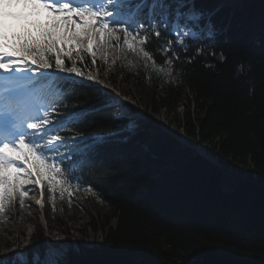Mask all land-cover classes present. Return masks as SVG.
Returning <instances> with one entry per match:
<instances>
[{
    "label": "trees",
    "instance_id": "16d2710c",
    "mask_svg": "<svg viewBox=\"0 0 264 264\" xmlns=\"http://www.w3.org/2000/svg\"><path fill=\"white\" fill-rule=\"evenodd\" d=\"M176 3L165 0L170 10ZM184 3L182 11L205 14L201 26L211 13L216 35L186 41L187 51L174 43L176 60L162 50L167 39L174 40L163 27L159 40L141 30L153 56L147 61L158 71L150 86H144L150 69L130 68L123 59L111 65L95 57L93 63L91 55L75 59L83 73L76 79L83 83L74 85L67 99L43 85L50 120L90 110L75 127L61 130L67 144L61 142L57 155L68 157L65 163L73 165L69 172L78 179L75 186L104 210L92 211L89 221L91 229L103 233L101 241L91 248L77 244L76 249L68 240L58 264H264V0ZM170 58L172 64H167ZM99 80L117 90L122 82L146 88L154 113L174 112L182 105L175 135L189 145L148 122L126 131L128 120L118 117L119 106L111 104L113 97ZM158 86L163 97L157 96ZM81 135L107 142L91 160L81 157L74 163L73 138ZM190 146L202 147L217 163ZM230 173L243 181L231 183ZM38 248L45 247L37 233L29 250ZM31 259L29 253L25 262L13 264H34Z\"/></svg>",
    "mask_w": 264,
    "mask_h": 264
},
{
    "label": "snow or ice",
    "instance_id": "6c2138e0",
    "mask_svg": "<svg viewBox=\"0 0 264 264\" xmlns=\"http://www.w3.org/2000/svg\"><path fill=\"white\" fill-rule=\"evenodd\" d=\"M146 4L149 0H0V215L17 199L24 206L29 196L27 185L46 184L51 193L63 195L78 183L69 172L73 165L65 163L68 157L57 155L61 142L67 144L60 132L75 127L90 110L81 109L52 121L48 118L51 105L45 106L34 97L38 87L48 85L49 91L67 99L75 92L73 86L83 83V79H76L83 73L75 59L91 55L95 63L97 54L104 55L106 48L121 44L145 60H153L145 47L149 37L141 38V30L147 29L159 40L163 27L169 37H175L167 39L162 50L172 52L176 60L180 56L172 50L174 43L187 51L186 41L216 35L211 13L201 26L205 14L194 9L182 11L184 0H177L174 10L165 0H151L147 17H143ZM200 52L198 47L196 54ZM166 63L172 64V59ZM106 142L99 136L73 138L77 145L73 162L81 157L91 160ZM64 255L50 249V264H58ZM18 258L23 257L17 254L0 260V264H13Z\"/></svg>",
    "mask_w": 264,
    "mask_h": 264
},
{
    "label": "rangeland",
    "instance_id": "374dc122",
    "mask_svg": "<svg viewBox=\"0 0 264 264\" xmlns=\"http://www.w3.org/2000/svg\"><path fill=\"white\" fill-rule=\"evenodd\" d=\"M121 47L124 46L121 44L120 47L106 48L104 55L97 54L96 57L111 65H115L123 59L126 60L129 67L131 66L130 68L150 69L144 84L145 87L150 86L155 79H158L154 75L158 71L150 66V62L127 50L126 47H124V51H121ZM99 82L117 95L116 97L112 96L115 100L112 101V104L121 106L120 117H125L126 111H131L132 109L134 113L138 112L134 117L139 119L153 118L152 122L155 121L156 127L165 128L166 132L175 134V130H177L179 123L182 121L184 111L182 105H178L174 112L165 108L161 109L159 113H154L147 99L150 98V95L146 88L141 89L136 86L119 83V90H117L111 84H106V82L101 80ZM158 88L160 90L156 91L158 93L157 96L163 97L162 87L158 86ZM37 91L38 88L34 96ZM123 91H127V94L123 95ZM149 93L152 92L149 90ZM186 93L189 94L188 92ZM159 99L158 97L155 98L156 104H158ZM140 113L144 116H141ZM146 121L148 122V120ZM208 155L206 152L205 157L208 158ZM228 179L235 184L243 181L235 173H230ZM224 187L231 190L228 186ZM42 189L43 191H41ZM25 190L29 191V196L25 198L24 206L21 207L17 199L16 202L6 205V212L0 215V258H12L20 254L23 258H18L17 260L25 262L29 257V253H31L32 263L50 264L49 250L55 249L65 253L68 240H70L72 247L76 249L78 247L77 244L91 248L101 241L103 233L95 232L91 229L89 221L92 211L104 213V210L101 209L89 193L79 191L72 186L70 192H65L63 195L59 191L53 194L48 190L46 184L27 185ZM110 225H114L113 220ZM37 233L43 236L45 248L29 250L30 239Z\"/></svg>",
    "mask_w": 264,
    "mask_h": 264
},
{
    "label": "bare ground",
    "instance_id": "6f19581e",
    "mask_svg": "<svg viewBox=\"0 0 264 264\" xmlns=\"http://www.w3.org/2000/svg\"><path fill=\"white\" fill-rule=\"evenodd\" d=\"M122 83H123V82H122ZM105 88H106V87H105ZM107 88H108V87H107ZM108 89H109V88H108ZM140 115H141V116H144V115H143V114H141V113H140ZM147 119H150V120H152L153 118L151 119V118H148V117H147ZM153 120H154V119H153ZM154 122H155V121H154ZM140 124H141V123H140Z\"/></svg>",
    "mask_w": 264,
    "mask_h": 264
},
{
    "label": "water",
    "instance_id": "95a60500",
    "mask_svg": "<svg viewBox=\"0 0 264 264\" xmlns=\"http://www.w3.org/2000/svg\"><path fill=\"white\" fill-rule=\"evenodd\" d=\"M150 122L154 124V122H152L151 120H150ZM212 159L216 162V160H215L214 158H212ZM216 163H217V162H216Z\"/></svg>",
    "mask_w": 264,
    "mask_h": 264
}]
</instances>
